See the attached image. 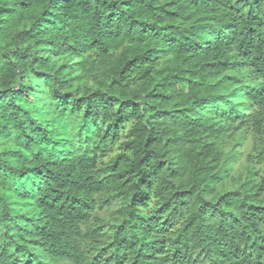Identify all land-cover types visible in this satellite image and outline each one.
<instances>
[{"label": "trees", "instance_id": "obj_1", "mask_svg": "<svg viewBox=\"0 0 264 264\" xmlns=\"http://www.w3.org/2000/svg\"><path fill=\"white\" fill-rule=\"evenodd\" d=\"M0 264H264V0H0Z\"/></svg>", "mask_w": 264, "mask_h": 264}, {"label": "rangeland", "instance_id": "obj_2", "mask_svg": "<svg viewBox=\"0 0 264 264\" xmlns=\"http://www.w3.org/2000/svg\"><path fill=\"white\" fill-rule=\"evenodd\" d=\"M251 137H250V135H248V139H247V141H246V144L243 146V147H241V148H238V150L239 151H243V153L245 154L246 153V151L249 149V147H250V143H251ZM245 158L243 157V159L242 160H244Z\"/></svg>", "mask_w": 264, "mask_h": 264}]
</instances>
